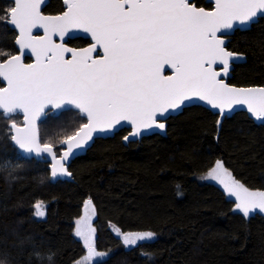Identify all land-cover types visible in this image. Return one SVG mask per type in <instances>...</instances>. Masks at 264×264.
<instances>
[{
    "label": "trees",
    "instance_id": "obj_1",
    "mask_svg": "<svg viewBox=\"0 0 264 264\" xmlns=\"http://www.w3.org/2000/svg\"><path fill=\"white\" fill-rule=\"evenodd\" d=\"M196 5L211 8L205 0ZM9 6V0H0V14ZM59 7L52 0L46 11ZM16 35L0 24V50L15 55ZM228 49L246 56L235 65L230 83L264 86V17L237 30ZM15 120L21 124L22 116ZM217 121L218 115L195 105L168 120L165 136L125 145L129 131L120 130L97 139L72 161L73 182L52 183L47 163L19 155L7 134L9 121L0 116V161L14 168L11 175L0 171V264H38L37 252L39 264H73L84 253L73 234L75 220L89 198L97 213V248L111 251L110 258L94 264H264V214L245 218L224 189L200 179L219 160L245 187L264 191V124L245 112L225 118L220 128ZM82 123L74 112L49 114L40 123L41 142L53 143L59 153V140ZM38 201L44 202L45 217L34 216ZM111 222L123 231H153L157 237L125 248ZM49 253L51 262L43 259Z\"/></svg>",
    "mask_w": 264,
    "mask_h": 264
},
{
    "label": "snow or ice",
    "instance_id": "obj_2",
    "mask_svg": "<svg viewBox=\"0 0 264 264\" xmlns=\"http://www.w3.org/2000/svg\"><path fill=\"white\" fill-rule=\"evenodd\" d=\"M214 3L212 10H206L190 0H62L65 11L44 15L41 6L47 0H9L0 24L17 32L13 42L19 54L0 50V82L7 85L0 87V116L10 122V141L29 157L47 158L50 179L55 180L71 177L67 161L84 150L94 133L128 125L132 131L123 137L128 141L145 132L162 131L163 121L197 100L218 109L220 115L245 106L254 119L264 122V87L238 88L218 79L228 73L231 60L243 58L226 50L223 36L264 17V0ZM34 29H43L44 34L34 36ZM81 35L94 42L80 49L63 42L65 37ZM68 53L71 57L66 59ZM25 56H34V62L25 63ZM217 64L220 71L213 67ZM166 66L171 75L164 74ZM66 112H74L86 123L59 140L63 151L58 156L53 143H41L37 121L49 113L59 117ZM16 116L23 117V126ZM5 170L11 175L14 168L0 161V171ZM205 178L218 181L235 197L234 211L245 218L264 213V191H252L235 180L222 161L217 160ZM33 207L35 217H45L43 201ZM84 210L86 215L75 222L74 235L82 239L86 255L76 264L110 258L96 248L90 198ZM113 228L125 248L143 246L156 236L152 231ZM53 255L43 259L51 262ZM34 258L38 264L42 260L38 252Z\"/></svg>",
    "mask_w": 264,
    "mask_h": 264
},
{
    "label": "water",
    "instance_id": "obj_3",
    "mask_svg": "<svg viewBox=\"0 0 264 264\" xmlns=\"http://www.w3.org/2000/svg\"><path fill=\"white\" fill-rule=\"evenodd\" d=\"M205 1H206V3H208V4H212L213 8L215 7L214 0H205ZM48 2H49V0H47V4H48ZM193 2L195 3V0H190V3H193ZM47 4H46V5H47ZM46 5H42V6H41V11L43 10V8H44ZM196 6H197V5H196ZM197 7H199V6H197ZM203 8H205V7H203ZM213 8H211V9L205 8V9H206V10H212ZM65 10H66V6H65ZM42 13H43V12H42ZM43 14H44V13H43ZM44 15H48V14H44ZM57 15H58V14H57ZM260 18H262V17H258V18H257L253 23H251L247 28H240V27H237V28H234L233 30H230V31L228 32L227 35L223 36V38H224V40H225L224 47L226 48V50H228V51H230V52H233V51H231V50L228 49V43H229V41H230L232 35H233L237 30H248V29H250V28L252 27L253 24H255V23H257V22L259 21ZM9 27L11 28V26H9ZM16 33H17V32H16ZM43 34H44V33H43V29H34V30H33V35H34V36H39V35H43ZM218 35H219V34H218ZM80 37H81V38H84V39H88V40L90 41V44L94 42V41H92L91 38H90L89 36H87V35H81ZM71 39H75V38H71ZM54 40H55L57 43H60V40H59L58 37H54ZM69 40H70V38L65 37V39H64L63 42L66 44L67 47H70V48L80 49V48H86V47L89 46V45H86V46H84V47H79V48H78V47H74V46H71V45L68 43ZM16 48H17V47H16ZM233 53H237V52H233ZM17 54H19V53H17ZM237 54H240L243 58H242V59H238V60H231V61L229 62V71H228V73H227L226 75H224V74L222 73L221 76L218 77V79L223 80L224 83H226V84H228V85H230V86H235V87H238V88H239V87H264V86H262V85L238 86V85H234V84L230 83V79H231V77H232V74H233L232 72H233V69H234L235 65H236V64H241V63H243V62L246 61V56H245L244 54H241V53H237ZM15 55H16V54H15ZM93 55L95 56V53H94ZM70 57H71V54H70V53L66 54V56H65L66 59H67V58H70ZM28 58L30 59V61L27 60ZM24 62H25V63H32V62H34V56H32V57L25 56V58H24ZM213 67L215 68V70L220 71V67H221V66H220L219 64L214 65ZM164 74H165V75H171V74H172V71L166 66V67H165V72H164ZM1 84H2V86H0V87H6V86H7V85H6V82H1ZM195 105L202 106V107H204V108L210 110L212 113L218 115V121H219V125H218V127H219V128L221 127V125H222L223 121L225 120V118H227V117H231L233 114H235V113H237V112H245V113H247V115H248L251 119H253V120L255 121L256 124H264V122H262V121H257L256 119H254V118L250 115V113H248V112L246 111L245 106H236V107H234L233 110H231V111H226L224 115H220L218 109H214V108H212L209 104H207V102H203V101H199V100H197V101H195V102H193V103H191V104H187V105L184 106V107H183L178 113H174V114H172L171 117H172V116H177V115L180 114L185 108H188V107H191V106H195ZM49 114L54 115L53 113H49ZM49 114H48V115H49ZM55 116H56V115H55ZM46 118H47V117H42L41 120L37 121L38 128H39V133H40V123L43 122ZM169 119H170V118H169ZM169 119H167L166 121H163V122L166 123V128H165V130H162V131H161V130H155V131L145 132V133H143L141 136L136 137V138L130 137L128 141L123 140L124 144H125V145H128L130 142L140 141V140H142V138L147 137V136H150V135H153V134H161V135L165 136L166 133H167V125H168V120H169ZM22 121H23V117H22ZM9 123H10V122H9ZM20 125L23 126L22 123H21ZM123 129H127V130L129 131V132L127 133V135L132 131V128H131L130 126L125 125V126H123V127H118L117 129L113 130L112 132L101 133V134H95V133H94V134H93V140H92V141H89L88 145L85 146L84 150L78 152L77 155H76L75 157H70V158H69V160H68L67 163H66V167L68 168V171L71 172V171L69 170V167H70L72 161H73L74 159H76L77 157H79V156H83V155H85V154L87 153V151H88V150L94 145V143H95V141H96L97 139H99V138H110V137H113V136H115L116 133H118L120 130H123ZM127 135H126V136H127ZM40 139H41V135H40ZM41 143H42V142H41ZM12 144H13V143H12ZM14 147H15V146H14ZM60 147H61V146H60ZM54 150H56V147H54ZM56 151H57V150H56ZM62 151H63V148L61 147V151H60L59 153L57 152V155L59 156V154H60ZM18 153H19V155H20L22 158H25V159H35V160H37V161H41V162H45V163H47V165H48V169L50 170V162H47V158L40 159V158H38V157H34V156L29 157V156H27L25 153H23V152H21V151H19V150H18ZM59 180H65V181L73 182V181H74V178H73L72 175H71V177H68V176L58 177V178L55 179V180L51 179V182H52V183H56V182H58ZM229 197H230V199H231L233 202L235 201V197L230 196V195H229ZM257 212H259V211H257ZM259 213H260V212H259ZM262 214H264V213H262Z\"/></svg>",
    "mask_w": 264,
    "mask_h": 264
},
{
    "label": "rangeland",
    "instance_id": "obj_4",
    "mask_svg": "<svg viewBox=\"0 0 264 264\" xmlns=\"http://www.w3.org/2000/svg\"><path fill=\"white\" fill-rule=\"evenodd\" d=\"M19 124V123H18ZM216 164V163H215ZM213 167H215V165L213 166ZM212 167V168H213ZM223 167L225 168V169H227L224 165H223ZM211 168V169H212ZM211 169H209L207 172H205L204 174H202L201 176H200V179L202 180V181H206V182H212V183H216L217 185H219L222 189H224L223 188V186L222 185H220L219 184V182L218 181H215V180H212V179H206L205 177H207V175H208V173L211 171ZM228 170V169H227ZM229 171V170H228ZM230 172V171H229ZM231 173V172H230ZM232 174V173H231ZM233 176V175H232ZM233 178H234V176H233ZM235 179V178H234ZM236 180V179H235ZM253 191V190H252ZM88 200V199H87ZM87 200H85V202L87 201ZM85 202H84V204H85ZM84 204H83V208H82V213H81V215L75 220V222L77 221V220H80V219H82L85 215H86V212H85V210H84ZM92 205L94 206V204L92 203ZM94 208H95V206H94ZM96 217H97V213H96V209H95V215H91L90 216V224H91V226L93 227V228H95L96 229V224H95V221H96ZM113 226H115V227H118V228H120L118 225H116L115 223H109V228H110V230L112 231V233L117 237V238H119L121 241H122V238L120 237V236H118L116 233H115V231H114V228H113ZM75 227H76V223H75ZM75 227H74V230H73V234H74V231H75ZM121 229V228H120ZM122 230V229H121ZM123 231V230H122ZM124 232H137V231H124ZM153 232V231H152ZM155 233V232H154ZM156 234V233H155ZM76 237V236H75ZM157 237V234H156V236H155V238ZM77 239H79V240H81V242H82V239L81 238H79V237H76ZM96 238H97V229H96V233H95V243H96ZM154 238V239H155ZM153 239V240H154ZM152 241V240H151ZM83 243V242H82ZM83 247H84V245H83ZM96 248H97V245H96ZM97 250L98 251H102V252H106V253H108V254H110L111 253V251H103V250H99L98 248H97ZM86 255V249H85V247H84V253H83V255L80 257V258H78L76 261H78V260H82V258L84 257ZM104 259H106V258H101V257H97V258H95L92 262H91V264H94V263H96V262H99V261H102V260H104ZM76 261L73 263V264H76Z\"/></svg>",
    "mask_w": 264,
    "mask_h": 264
},
{
    "label": "flooded vegetation",
    "instance_id": "obj_5",
    "mask_svg": "<svg viewBox=\"0 0 264 264\" xmlns=\"http://www.w3.org/2000/svg\"><path fill=\"white\" fill-rule=\"evenodd\" d=\"M51 1H52V0H49L48 4L43 8L42 12H43L44 14H48V15H57V14H60L61 12L65 11V6L62 4V0H56V1H58V2L60 3L59 10H58V11H55V12H47L46 9H47V7L50 5ZM195 4H196V0H195ZM207 4H208V3H207ZM199 7H203V6H199ZM205 8H206V7H205ZM211 8H213L212 4H211ZM211 8H208V9H211ZM11 29H12V28H11ZM14 31H15V30H14ZM15 32H16V31H15ZM16 34H17V33H16ZM74 40H78V41H83V42H84L83 45L74 46V47H78V48H79V47H84V46L90 44V41H89L88 39H84V38H81V37H78V38H75V39H70L68 43L70 44V41H74ZM70 45H71V44H70ZM71 46H73V45H71ZM17 53H18V52H17ZM17 53H16V54H17ZM27 60L30 61L29 58H28ZM0 84H1V82H0ZM0 86H2V84H1Z\"/></svg>",
    "mask_w": 264,
    "mask_h": 264
}]
</instances>
